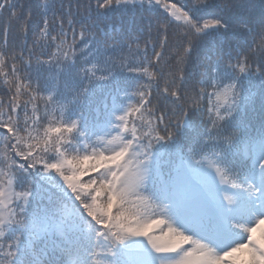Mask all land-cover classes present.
<instances>
[{
	"label": "snow or ice",
	"instance_id": "6c2138e0",
	"mask_svg": "<svg viewBox=\"0 0 264 264\" xmlns=\"http://www.w3.org/2000/svg\"><path fill=\"white\" fill-rule=\"evenodd\" d=\"M0 36V264H264V0H0Z\"/></svg>",
	"mask_w": 264,
	"mask_h": 264
},
{
	"label": "trees",
	"instance_id": "16d2710c",
	"mask_svg": "<svg viewBox=\"0 0 264 264\" xmlns=\"http://www.w3.org/2000/svg\"><path fill=\"white\" fill-rule=\"evenodd\" d=\"M44 3V0H21V3H24L25 8L28 7H32L35 11V5L36 3ZM60 0H57V3H59ZM72 4H73V10H75V4H76V0H71ZM86 0H81V3H85ZM173 2L176 3H183L184 0H173ZM65 6L67 7V3L68 0H64ZM94 3V0H93ZM7 15V13H5V16ZM143 17V19H142ZM136 20L138 23H142V26L144 28V38L141 39L140 41V45L141 48H143L144 45V39L148 38V19H147V13L144 14H140L137 13L136 14ZM167 36H168V40H167V50L165 52V61L164 63H167L168 65H174V60L171 59V57L174 55L173 50L175 49V47L177 46L178 41L181 38V33H180V29H178L175 25L171 26L168 29L167 32ZM35 35L30 32L29 33V38H28V47L31 48L32 47V43L33 40L35 39ZM152 39L153 40H158V39H162L161 37H157L155 28L152 29ZM250 39V38H249ZM2 40L3 37L0 36V45H2ZM19 44V39H18V29L16 26L15 21L13 22V26H12V31L11 34L9 36V47H17ZM210 47H212L213 49L215 48V45H211ZM157 50L159 49V46L157 45ZM149 51H151V45H149ZM46 58V57H45ZM185 71L188 75V84L191 85L194 82L195 77L192 75L194 72L197 71L195 64L194 63H190L186 66ZM0 97H3L5 100L7 99V94H6V88L3 87L2 83H0ZM102 99V95L97 97V103L100 102V100ZM157 101L154 100V103H156ZM161 105H163V101H160ZM170 108V106H169ZM169 115H171V112L169 111ZM207 116V113H205V117ZM86 179V177H85ZM264 227V226H261Z\"/></svg>",
	"mask_w": 264,
	"mask_h": 264
}]
</instances>
